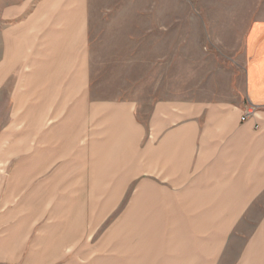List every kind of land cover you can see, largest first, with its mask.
<instances>
[{
  "label": "rangeland",
  "instance_id": "rangeland-1",
  "mask_svg": "<svg viewBox=\"0 0 264 264\" xmlns=\"http://www.w3.org/2000/svg\"><path fill=\"white\" fill-rule=\"evenodd\" d=\"M35 1L0 0V144L9 151H0V174L13 173L15 155L33 165L23 174L34 175V264H132L144 246L174 238L165 230V218L160 225L159 217L144 214L142 176H129L131 170L120 161L113 167L104 160L97 169L89 160L72 166L78 156L57 141L60 149L51 166L31 163L43 156L34 151L41 132L34 125ZM86 17L88 105H127L146 137L158 105L246 106L244 39L253 21L264 20V0H87ZM62 110L56 109L44 129L64 122ZM80 112L85 119L93 116ZM253 112L244 107L243 116ZM93 131L87 127L80 147H89ZM52 176L71 182L63 189L41 182ZM263 213L264 197L235 223L220 264H233Z\"/></svg>",
  "mask_w": 264,
  "mask_h": 264
},
{
  "label": "crops",
  "instance_id": "crops-1",
  "mask_svg": "<svg viewBox=\"0 0 264 264\" xmlns=\"http://www.w3.org/2000/svg\"><path fill=\"white\" fill-rule=\"evenodd\" d=\"M86 15L87 0L34 2V125L41 127L34 151L43 156H34L31 163L51 166L59 145L70 146L78 156L72 166L89 160L90 168L97 169L104 160L113 167L120 161L131 170L129 176L143 178L144 214L159 217L160 225L165 218V230L174 232L164 245L144 246L142 257L130 263L220 264L235 223L264 197V20L253 21L244 39L246 106L158 105L146 137L127 105L96 108L87 103ZM72 102L78 110H71ZM61 107L64 122L44 129ZM244 107L254 112L242 122ZM81 109L93 116L85 119ZM88 126L96 138L80 147ZM56 131L64 135L56 137ZM21 157L15 155L12 174H0V264H34V175L23 174L33 165L19 162ZM41 182L63 189L71 180L52 176ZM67 226L64 219L62 227ZM233 264H264V218Z\"/></svg>",
  "mask_w": 264,
  "mask_h": 264
},
{
  "label": "built area",
  "instance_id": "built-area-1",
  "mask_svg": "<svg viewBox=\"0 0 264 264\" xmlns=\"http://www.w3.org/2000/svg\"><path fill=\"white\" fill-rule=\"evenodd\" d=\"M246 118H247V116H243V117L241 118V121H242V122L245 121Z\"/></svg>",
  "mask_w": 264,
  "mask_h": 264
}]
</instances>
